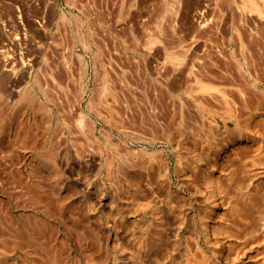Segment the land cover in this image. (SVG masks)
Instances as JSON below:
<instances>
[{"label": "rangeland", "instance_id": "obj_1", "mask_svg": "<svg viewBox=\"0 0 264 264\" xmlns=\"http://www.w3.org/2000/svg\"><path fill=\"white\" fill-rule=\"evenodd\" d=\"M263 66L264 0H0V264H150L159 245L158 260L177 264L180 251L168 254L161 233L136 221L133 193L140 180L175 193L161 196L166 208H195L182 173L190 162L202 173L194 130L207 110L233 119L232 137L259 139L234 160L222 140L220 162L199 180L202 204L227 228L217 236L228 264H264ZM239 198L257 208L235 225Z\"/></svg>", "mask_w": 264, "mask_h": 264}, {"label": "bare ground", "instance_id": "obj_2", "mask_svg": "<svg viewBox=\"0 0 264 264\" xmlns=\"http://www.w3.org/2000/svg\"><path fill=\"white\" fill-rule=\"evenodd\" d=\"M246 20V19H245ZM201 29H202V26H201ZM200 29V30H201ZM202 33V32H201ZM242 46V45H241ZM244 50V49H243ZM243 50H242V52H243ZM243 54V53H242ZM244 54H245V52H244ZM247 54V53H246ZM242 56V55H241ZM241 56H239V57H241ZM241 64V63H240ZM249 65H250V63H249ZM247 66V65H246ZM255 66V65H254ZM262 67V66H261ZM260 67V68H261ZM244 68V67H243ZM263 68H264V66H263ZM240 69V68H239ZM262 69V68H261ZM260 69V70H261ZM245 70V69H244ZM250 71V70H249ZM262 71H263V69H262ZM244 72V71H243ZM248 72V71H247ZM253 72V71H252ZM251 73V72H250ZM255 74V73H254ZM260 74V73H259ZM259 74H256V75H259ZM247 76V75H246ZM248 77H249V75H248ZM258 77V76H257ZM246 78V77H245ZM250 78V77H249ZM248 78V79H249ZM259 78H260V75H259ZM259 78H257L258 80H259ZM264 79V76H263V78H262V76H261V78H260V81H264L263 80ZM256 80V79H255ZM256 82V81H255ZM260 83V82H259ZM254 84V83H253ZM251 85V84H250ZM254 85H256V84H254ZM252 87H254L253 85H251ZM200 100H202L201 98H200ZM205 113H202V115H201V119H202V122H203V125H201V129H196V130H194V132H195V135H194V138H195V140H196V142L197 143H199L198 145H200L201 146V152L200 153H198V158H199V161L201 162V163H203V165L205 166V167H207V166H211L212 164H214V163H216V162H220V160H219V155L217 154V148H218V145L220 144V142L222 141V140H227V139H229L227 142L228 143H232V145L233 146H235L236 147V149H234V150H231L230 151V153H229V156H232V158H233V160H234V157L233 156H238V154H239V152L240 151H243L244 150V152L248 149V148H250L251 146H249L248 144H249V142H252L251 144L253 145V147H254V143H256L257 142V140H259V139H256L255 137H253L252 139H250V137L249 136H247V137H244V138H238L237 136H234V137H232L231 136V134H230V132H231V126L234 124V121H233V119H227V118H225L227 115H222L221 113H219V112H215V110L213 111H209V110H207V112L206 111H204ZM254 112V111H253ZM223 113V112H222ZM225 113V112H224ZM245 113V112H244ZM250 113V112H249ZM200 114V113H199ZM242 114H243V112H242ZM256 114V113H255ZM183 115V114H182ZM195 115V114H194ZM258 115V114H257ZM190 116H192V115H190ZM260 116H263V115H260ZM174 117V116H173ZM175 117H176V115H175ZM194 117V116H193ZM198 117H200V116H197V118ZM242 117V116H241ZM254 117V116H253ZM197 118H196V120H197ZM234 118V117H233ZM199 119V118H198ZM198 122H200V119H199V121ZM236 122V121H235ZM178 124H179V122H177ZM246 123V122H245ZM253 124V123H252ZM258 124V123H257ZM256 124V125H257ZM199 125H200V123H199ZM207 125V127H208V132L206 133L205 132V129H204V126H206ZM263 125H264V123H263ZM197 126H198V124H197ZM245 127V126H244ZM247 127V126H246ZM254 127V126H253ZM260 127V126H259ZM264 127V126H263ZM198 128V127H197ZM252 128V127H251ZM255 128V127H254ZM193 129V128H192ZM246 129V128H245ZM253 129V128H252ZM252 129H249V130H252ZM263 129V128H262ZM259 131H261V129H259ZM240 133V132H239ZM244 133V132H243ZM171 134H173V133H171ZM256 135V134H255ZM254 135V136H255ZM258 135H260V133L258 134L257 133V136L256 137H258ZM261 135H262V133H261ZM264 135V134H263ZM262 135V136H263ZM172 136V135H171ZM184 137V136H183ZM261 137V136H260ZM172 138H174V140H175V135L172 137ZM182 137H180V139H181ZM259 138V137H258ZM176 139H178V137L176 138ZM187 140V139H186ZM183 142V141H182ZM263 142V141H262ZM195 143V142H194ZM259 143L261 144V140L259 141ZM177 144H178V146H180V142H178L177 141ZM184 144V143H183ZM182 144V145H183ZM250 144V145H251ZM187 145V144H186ZM186 145H184V146H186ZM227 145V144H226ZM261 146V145H259V144H256V147L255 148H257L258 149V146ZM189 146V145H188ZM187 146V147H188ZM191 146V145H190ZM221 148V147H220ZM230 148H231V146H230ZM261 148V147H260ZM246 149V150H245ZM251 149V148H250ZM249 149V150H250ZM244 152H243V154H244ZM252 152H255V150L254 151H252ZM251 152V153H252ZM257 152V151H256ZM226 153H228V152H226ZM225 153V154H226ZM241 153V152H240ZM247 153V152H246ZM249 153V152H248ZM258 153H260L259 152V150H258ZM263 153V152H262ZM226 155H228V154H226ZM245 155V154H244ZM247 155V154H246ZM253 155V154H252ZM262 154L260 153V156H261ZM224 156V155H223ZM241 156V155H240ZM254 156V155H253ZM252 156V157H253ZM255 156H257V155H255ZM225 157V156H224ZM251 157V156H250ZM228 158H231V157H228ZM231 158V159H232ZM245 158V157H244ZM247 158V157H246ZM245 158V159H246ZM253 158H255V157H253ZM261 158V157H260ZM151 159V158H150ZM238 159V158H237ZM240 159H242V157L240 158ZM257 159V158H256ZM259 159V158H258ZM164 160V159H163ZM162 160V162L160 163V166L158 167V173L159 174H163V172H167V170H168V165L167 164H165V162ZM187 160V159H186ZM219 160V161H218ZM226 160H228V159H226ZM233 160H231L232 161V163H233ZM264 159H262V161H263ZM150 161V160H149ZM223 161V160H222ZM230 161V160H229ZM239 161V160H238ZM243 161V160H242ZM248 161H249V159H248ZM261 160H259V162H260ZM153 162V161H152ZM237 162V161H236ZM236 162H234L232 165L233 166H237V165H234ZM225 163V162H224ZM229 163V162H228ZM242 163H244V162H242ZM241 163V164H242ZM246 163H247V161H246ZM246 163H244V164H246ZM254 163V162H253ZM256 163H257V161H256ZM222 163H220L219 165H221ZM225 164H227V163H225ZM230 164V163H229ZM237 164V163H236ZM215 165V164H214ZM224 165V164H223ZM247 165H249V164H247ZM199 166V165H198ZM204 166H202V173H201V170H200V168H198L194 163H189L188 164V166H186V167H184V169H183V173H182V177H183V183H186V185L188 186V188L189 189H191V191H193L194 189L196 190V191H194L195 192V194L197 195V201H198V203H197V205L195 206V208H188V209H186V210H178V209H175V207L173 206V207H171V208H166L164 205H163V200H165V199H163L161 196H163V195H167V196H172V199H173V196H174V194L171 192V191H168V189H167V191L166 192H155L154 190H147V191H145V190H143V189H141V188H139L140 187V180H137V182H136V186H138V188L135 190V193H133L134 194V198H133V203H134V207H135V210L137 211V212H140L141 214H142V216H141V218H139V219H137L136 221H141V220H144V219H146V220H148V225L149 226H151V227H153L154 228V231H158L159 233H161V238H163V241H165V246L168 248V254H171L172 252H173V254H174V251H180V253H179V257H178V259H179V262L178 263H180V264H228V261L226 260V248H225V244H226V242L223 240L224 239V236H220V237H223L221 240L222 241H220V239L218 240V234H222L223 232H226V230H227V228L226 229H224L225 227H223L222 225H221V223H220V221H218L219 219H216V217L214 216V214H213V211H211L210 209H207V207H205V205H203L206 201L204 200V198H205V196L208 194H206V191L208 190V189H206L207 188V186H206V188L205 187H203V183L201 182L202 180H203V172L206 170V168H204ZM218 166V165H217ZM242 166V165H241ZM153 167V165L150 163V162H148V161H144V163H143V168L144 169H147V170H150L151 168ZM225 167H227L226 165H225ZM224 167V168H225ZM244 167H247L246 165L244 166ZM170 168V167H169ZM222 168V167H221ZM224 168H223V170L222 169H220L222 172L224 171ZM230 168V167H229ZM229 168H227V169H229ZM243 168V167H242ZM248 168V167H247ZM246 168V169H247ZM250 168V167H249ZM217 169V168H216ZM226 169V170H227ZM237 169V168H236ZM225 170V171H226ZM234 170V169H233ZM240 170V169H239ZM243 170V169H242ZM215 171V170H214ZM228 171V170H227ZM237 171V170H236ZM235 171V172H236ZM209 172V171H208ZM244 172V171H243ZM169 173V172H168ZM206 173V172H205ZM227 173V172H226ZM242 173V172H241ZM222 174V176H223V173H221ZM229 174H231V173H229ZM236 174V173H235ZM226 175V174H225ZM224 175V176H225ZM232 175V174H231ZM238 175V174H237ZM236 175V176H237ZM163 176V175H162ZM222 176H220V177H222ZM235 176V175H234ZM233 176V177H234ZM235 176V177H236ZM242 176V175H241ZM240 176V177H241ZM181 177V176H180ZM196 178V181L194 182L193 181V178ZM201 177H202V180H201ZM219 177V176H218ZM238 177V176H237ZM155 178V177H154ZM160 178H161V176H160ZM159 178V179H160ZM153 179V178H152ZM201 181H200V180ZM215 179V178H214ZM214 179H213V181H214ZM220 179V178H219ZM230 179V178H229ZM236 179V178H235ZM198 180H199V182H198ZM205 180V179H204ZM239 180H240V178H239ZM152 181V180H151ZM231 181V180H230ZM236 181H238V180H236ZM153 182V181H152ZM205 182V181H204ZM154 183V182H153ZM207 183V182H206ZM211 183L213 184L214 182H212V180H211ZM223 183V182H222ZM243 183V182H242ZM182 184V183H181ZM207 184H209V183H207ZM225 184V183H224ZM236 184H240V183H236ZM245 183H243V185H244ZM202 185V186H201ZM227 185V184H226ZM246 186H248L247 184H245ZM154 186V185H153ZM209 186V185H208ZM220 186V185H219ZM228 186H230V184H228ZM228 186H225V187H227L228 188ZM250 186V185H249ZM171 187V186H170ZM169 187V188H170ZM224 187V188H225ZM209 188H211V187H209ZM214 188V187H213ZM261 188V187H260ZM215 189V188H214ZM229 189V188H228ZM239 189V188H238ZM241 189V188H240ZM258 189V188H257ZM170 190V189H169ZM210 190V189H209ZM250 190H252V189H250ZM260 190V189H259ZM259 190H257V192L259 191ZM262 190V189H261ZM176 191V190H175ZM226 191H228V190H226ZM248 191V190H247ZM246 191V193H248ZM254 191H255V193H256V190L254 189ZM214 192V191H213ZM236 192H238V191H236ZM250 192V191H249ZM187 193V192H186ZM209 193H211V192H209ZM218 193V192H217ZM216 193V194H217ZM220 193V192H219ZM218 193V194H219ZM223 193V192H222ZM225 193V192H224ZM228 192H226L225 194H227ZM231 193V192H230ZM228 194V195H230V196H232L231 194ZM240 193V192H239ZM244 193V192H243ZM242 193V194H243ZM252 193V192H251ZM254 192L252 193V194H250V195H253V194H255ZM260 193V192H259ZM258 193V194H259ZM262 193V192H261ZM221 194V193H220ZM219 194V195H220ZM236 194H238V193H236ZM241 194V195H242ZM190 195V194H189ZM192 195H194V194H192ZM215 195V194H214ZM233 195H234V193H233ZM239 195V194H238ZM261 195V194H260ZM187 196V195H186ZM230 196H228V197H230ZM236 196V195H235ZM258 196V195H257ZM175 197V196H174ZM183 197L184 196H181V195H178L176 198L177 199H179V200H182L183 199ZM190 197V196H189ZM212 197H216V196H212ZM211 197V198H212ZM223 197V196H222ZM221 197V198H222ZM227 197V196H226ZM244 197V196H243ZM254 197H255V195H254ZM253 197V198H254ZM258 197H260V196H258ZM166 198V197H165ZM195 198H196V196H195ZM237 198V197H236ZM247 198V197H246ZM251 198V197H250ZM253 198H251L252 200H254ZM256 198V197H255ZM163 199V200H162ZM171 199V200H172ZM177 199H175V200H177ZM210 198H209V196H208V200H209ZM219 199V198H218ZM218 199H216V200H218ZM240 200H241V198H239ZM264 198H262V200H263ZM168 200V199H167ZM194 200V199H193ZM202 200V201H201ZM215 200V199H214ZM220 200V199H219ZM228 200V199H227ZM240 200H238L237 199V201H239L240 202ZM166 201V200H165ZM184 201H186L187 202V200H184ZM205 201V202H204ZM212 201V200H211ZM233 200H231V202H232ZM241 201H243V199L241 200ZM245 201V203H247L248 201L247 200H244ZM244 201L243 202H241V204L242 203H244ZM247 201V202H246ZM255 201H256V199H255ZM257 201H258V199H257ZM54 202V201H53ZM174 202V201H173ZM176 202V201H175ZM179 202H182V203H184L183 201H179ZM210 202V201H209ZM214 202V201H213ZM234 202H236V199H235V201ZM252 202H254V201H252ZM259 203L261 202L260 200L258 201ZM48 203H49V201H48ZM165 203V202H164ZM167 203H168V201H167ZM170 203V202H169ZM172 203V202H171ZM203 203V204H202ZM208 203V202H207ZM237 203V202H236ZM244 203V205H240V206H243V208L241 207H239V206H237V207H239L241 210H239V211H235L234 213L236 214V216L234 217V221H233V224H237V225H240V223H239V221L238 220H242V219H244L245 217H248V214L247 213H252V211H250V209H254V207H256V205H257V202H255L254 204V206H250V204L249 203H247V204H245ZM51 204V203H50ZM50 204H48V205H50ZM55 204V203H54ZM174 204V203H173ZM187 204V203H186ZM190 204H191V202H190ZM210 204V203H209ZM214 204V203H213ZM221 204V203H220ZM219 204V205H220ZM249 204V205H248ZM192 205V204H191ZM195 205V204H194ZM228 205H230V204H228ZM236 205V204H235ZM239 205V204H238ZM259 205V204H258ZM39 206H41V205H39ZM53 206V205H52ZM179 206V205H178ZM190 206V205H189ZM218 206V205H217ZM246 206V207H245ZM260 206V205H259ZM258 206V207H259ZM45 207V206H44ZM179 207H181L182 208V206H179ZM192 207V206H191ZM232 207V206H231ZM233 207H235V206H233ZM37 208V207H36ZM53 208H55V205H54V207ZM257 208V207H256ZM1 209V208H0ZM43 209V208H42ZM226 209V208H225ZM228 209H230L229 207H228ZM235 209V208H234ZM260 209H261V207H260ZM264 209V208H263ZM36 210V209H35ZM38 210V209H37ZM40 210V209H39ZM48 210V209H47ZM227 210V209H226ZM135 211V212H136ZM217 211V210H216ZM250 211V212H249ZM257 211H258V209H257ZM4 212V211H3ZM45 212V211H44ZM51 212V211H50ZM49 212V213H50ZM54 212H55V210H54ZM253 212H255V209L253 210ZM263 212V211H262ZM262 212H260L261 214H262ZM5 213V212H4ZM51 213H53V211L51 212ZM217 213V212H216ZM220 213V212H219ZM227 213V212H226ZM233 213V212H232ZM53 214H55V213H53ZM229 214V213H228ZM264 214V213H263ZM1 215V214H0ZM221 215V214H220ZM223 215H225V216H227V214H222V216ZM229 215H231V214H229ZM233 215V214H232ZM254 215V214H253ZM252 215V216H253ZM255 215H256V213H255ZM259 213H257V215L256 216H258V218H256V221H259V225L257 224V226H258V230L257 231H259V229L261 230L262 229V227H263V221L261 220L262 218H264V215H260ZM3 216V215H2ZM219 216V215H218ZM238 216H239V219H238ZM250 216H251V214H250ZM12 217V216H11ZM10 217V218H11ZM45 217V216H44ZM49 217V216H48ZM228 217V216H227ZM232 217V216H231ZM254 217V216H253ZM218 218V217H217ZM249 218V217H248ZM221 219H223V217L221 218ZM230 219V218H229ZM247 219V218H246ZM245 219V220H246ZM251 219V218H250ZM250 219H248V220H250ZM253 219V218H252ZM255 219V218H254ZM253 219V220H254ZM263 222L262 224L260 223L261 221ZM91 220V219H90ZM244 220V221H245ZM253 220H252V223H253ZM12 221V220H11ZM35 221V220H34ZM225 221V220H224ZM255 221V220H254ZM255 221V222H256ZM230 222V221H229ZM246 222V221H245ZM31 223V222H30ZM232 223V222H231ZM44 224V223H43ZM228 225H229V223H227ZM247 224H249V223H247ZM34 225H35V222H34ZM40 225V224H39ZM41 225H42V223H41ZM51 225V224H50ZM92 225H93V223H92ZM225 225V224H224ZM227 225V226H228ZM254 225V224H253ZM87 226V225H86ZM148 226V227H149ZM230 226H231V224H230ZM243 226H245L244 227V229L245 228H247L246 227V225H243ZM243 226H241V228L243 227ZM250 226H252V224L250 223ZM13 227V226H12ZM37 227H38V225H37ZM94 227V226H93ZM229 227V226H228ZM232 227H234V226H232ZM237 227H240V226H237ZM252 227H254L255 228V225L254 226H252ZM31 228V227H30ZM33 228H34V226H33ZM50 228V227H49ZM236 228V227H235ZM251 228V227H250ZM247 229V230H249V232L253 229V228H251V229ZM15 229V228H14ZM32 229V228H31ZM87 229V228H86ZM86 229H84V230H86ZM90 227H89V231H90ZM152 229V228H151ZM183 229H185V234L184 235H182L181 234V231H183ZM231 228H229V230H230ZM233 229V228H232ZM231 229V230H232ZM243 229V228H242ZM257 229V228H256ZM264 229V228H263ZM17 230V229H16ZM25 230V229H24ZM24 230H23V232H24ZM45 230V229H44ZM47 230V229H46ZM93 230V229H92ZM233 230H235V229H233ZM238 229L236 228V230H235V232L237 231ZM253 230H255V229H253ZM252 230V232H254ZM14 231V230H13ZM21 231V230H20ZM34 231V230H33ZM87 231V230H86ZM94 231V230H93ZM240 231V230H239ZM238 231V232H239ZM257 231H255V232H257ZM264 231V230H263ZM15 232V231H14ZM22 232V233H23ZM34 232H36V231H34ZM38 233L40 232V231H37ZM46 232V231H45ZM92 232V231H91ZM91 232H88V234L89 233H91ZM148 232V231H147ZM152 232V231H151ZM227 232H229V231H227ZM262 232V231H261ZM17 233V232H16ZM25 233V232H24ZM33 233V232H32ZM85 233V232H84ZM150 233V232H149ZM155 233V232H154ZM153 233V234H154ZM231 233V232H230ZM233 233V232H232ZM231 233V234H232ZM247 233H248V231H247ZM1 234V233H0ZM25 234H27V233H25ZM28 234H29V232H28ZM41 234V233H40ZM85 234H87V233H85ZM145 234V233H144ZM249 234V233H248ZM255 234V233H254ZM30 235V234H29ZM146 235V234H145ZM156 235H160V234H156ZM180 235H182V236H180ZM234 235V234H233ZM237 235V234H236ZM1 236V235H0ZM20 235H18V237H19ZM27 236V235H26ZM31 236V235H30ZM87 236V235H86ZM89 236H90V234H89ZM89 236H87V238L89 237ZM217 236V237H216ZM229 236H232V235H229ZM229 236H227L228 238H229ZM148 237V236H147ZM226 237V238H227ZM27 238V237H26ZM30 238V237H29ZM29 238H27V239H29ZM91 238H93V236L91 237ZM145 238V237H144ZM225 238V239H226ZM26 239V240H27ZM32 239V238H31ZM35 239V238H34ZM90 239V238H89ZM155 239V238H154ZM25 240V239H24ZM143 240V239H142ZM148 239H146V241H147ZM153 240V239H152ZM15 241V240H14ZM31 241V240H30ZM32 241H33V239H32ZM145 241V242H146ZM150 241V240H149ZM192 241V243L196 246V248H195V250H198V249H200L201 251H202V255H203V257H202V263L200 262V263H198V261H193V260H195L194 259V254H196L195 252H194V250L192 249V247H191V242ZM228 241V240H227ZM20 242V241H19ZM229 242H230V240H229ZM17 243L18 242H16V245H17ZM21 243H23V241L21 242ZM28 243V242H27ZM26 243V244H27ZM35 243V242H34ZM37 243V242H36ZM42 243V242H41ZM49 243V242H48ZM232 244V243H231ZM23 245H25V242L23 243ZM32 245H34V244H32ZM193 245V246H194ZM20 246V245H19ZM54 246V245H53ZM147 246V245H146ZM159 246H161V245H159ZM159 246L158 247H155V246H153V249H154V252H153V250H151L153 253V256H150V258H151V262H150V264H162V262H160L159 260H158V258L160 257H158V253L160 252V253H162L161 255H163V252H165V253H167L166 251H163V252H161L160 251V248H159ZM39 247V246H38ZM41 247V249H42V245L40 246ZM44 247V246H43ZM150 247H151V245H150ZM164 247V246H163ZM231 247V246H230ZM232 247H233V245H232ZM232 247H231V249H232ZM24 248V247H23ZM22 248V249H23ZM45 248V247H44ZM48 248V247H47ZM46 248V249H47ZM147 248V247H146ZM25 249V248H24ZM37 249V248H36ZM38 249H40V248H38ZM152 249V248H151ZM35 250V249H34ZM51 250H52V248H51ZM55 250V249H54ZM148 250V249H147ZM163 250H164V248H163ZM229 250V249H228ZM232 250H234V248L232 249ZM231 250V251H232ZM33 251V250H32ZM53 251V250H52ZM124 251V250H123ZM149 251V250H148ZM34 252V251H33ZM36 252H39V251H37L36 250ZM41 252H43L44 253V251H41ZM49 252H51L50 250H49ZM93 252V251H92ZM199 252V251H198ZM197 252V253H198ZM28 253V252H27ZM46 254H48L49 255V253H47V252H45ZM44 253V254H45ZM151 253V252H150ZM232 253H234V251H232ZM232 253H229L228 255H232ZM30 254V253H29ZM45 254V255H46ZM51 254H52V252H51ZM50 254V255H51ZM53 254H54V251H53ZM93 254V253H92ZM235 254V259H236V257H237V255H239V253H234ZM237 254V255H236ZM36 255V254H35ZM37 255H39L38 253H37ZM88 257H90L91 258V255L88 253ZM140 256H141V254H139ZM199 255H200V252H199ZM199 255H197L196 254V257L198 256V258L200 257ZM94 256H95V254H94ZM147 256V255H146ZM164 257H165V255H163ZM233 256V255H232ZM123 257V256H122ZM142 257V256H141ZM169 257H171V256H169ZM234 257V256H233ZM45 258H46V256H45ZM48 258H52V257H49L48 256ZM48 258H46V260H48ZM168 258V257H167ZM228 259H230L231 257H227ZM238 258H239V256H238ZM89 259V258H88ZM142 259H143V257H142ZM148 259V258H147ZM161 259V258H160ZM178 259H176V260H178ZM203 259H204V261H203ZM171 260V259H170ZM201 260V259H200ZM237 260V259H236ZM50 261H51V259H50ZM91 261V260H90ZM89 261V262H90ZM93 261V260H92ZM92 261H91V263H92ZM174 261V260H173ZM230 262L231 261H235L234 260V258H233V260H229ZM239 261V260H238ZM230 262H229V264H230ZM236 262V261H235ZM48 263L50 264L51 262H49V260H48ZM88 263V262H87ZM120 263V262H119ZM122 263H124V262H122ZM177 263V264H178ZM232 263V262H231ZM52 264V263H51ZM149 264V263H148ZM170 264H172V262L170 261ZM174 264H176V263H174ZM232 264H234V263H232ZM237 264H239V263H237Z\"/></svg>", "mask_w": 264, "mask_h": 264}]
</instances>
